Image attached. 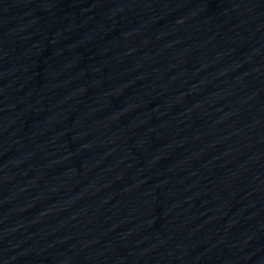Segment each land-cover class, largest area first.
<instances>
[{
  "label": "water",
  "instance_id": "obj_1",
  "mask_svg": "<svg viewBox=\"0 0 264 264\" xmlns=\"http://www.w3.org/2000/svg\"><path fill=\"white\" fill-rule=\"evenodd\" d=\"M0 264H264V0H0Z\"/></svg>",
  "mask_w": 264,
  "mask_h": 264
}]
</instances>
